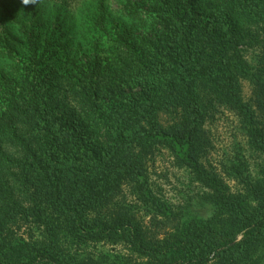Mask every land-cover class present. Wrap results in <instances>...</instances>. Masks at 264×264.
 <instances>
[{"label": "trees", "instance_id": "1", "mask_svg": "<svg viewBox=\"0 0 264 264\" xmlns=\"http://www.w3.org/2000/svg\"><path fill=\"white\" fill-rule=\"evenodd\" d=\"M86 20L78 38L36 10L2 52L0 264H264V0H97Z\"/></svg>", "mask_w": 264, "mask_h": 264}, {"label": "rangeland", "instance_id": "2", "mask_svg": "<svg viewBox=\"0 0 264 264\" xmlns=\"http://www.w3.org/2000/svg\"><path fill=\"white\" fill-rule=\"evenodd\" d=\"M105 1L109 8H118L119 0ZM96 6L97 0H0V68L8 69L14 66L13 59L2 53H8V48L17 58L19 54H24V49L20 46L27 40L23 25L30 24L36 10L45 20L57 22L61 33L67 32L79 38L88 36L86 17ZM244 93L246 97L250 96L248 83L244 84ZM221 132L223 137L229 138V131L221 129ZM151 173L154 180L162 183L166 194L172 200H180L186 194L190 179L184 171L177 170L169 159L161 158ZM214 210L211 205L196 204L191 214L206 219L212 216ZM100 250L107 252L112 249L100 247Z\"/></svg>", "mask_w": 264, "mask_h": 264}]
</instances>
